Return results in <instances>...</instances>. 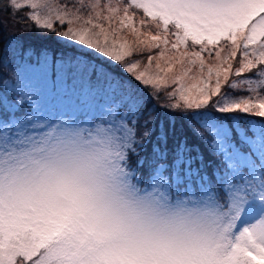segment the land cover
Here are the masks:
<instances>
[{
  "label": "snow or ice",
  "instance_id": "snow-or-ice-1",
  "mask_svg": "<svg viewBox=\"0 0 264 264\" xmlns=\"http://www.w3.org/2000/svg\"><path fill=\"white\" fill-rule=\"evenodd\" d=\"M2 12L0 264H264V0H0ZM17 25L61 50L25 46ZM68 112L102 118L80 130L123 180L145 186L146 169L153 192L218 215V234L133 240L67 186L21 190L15 145L71 125Z\"/></svg>",
  "mask_w": 264,
  "mask_h": 264
},
{
  "label": "clouds",
  "instance_id": "clouds-1",
  "mask_svg": "<svg viewBox=\"0 0 264 264\" xmlns=\"http://www.w3.org/2000/svg\"><path fill=\"white\" fill-rule=\"evenodd\" d=\"M15 148L21 190L67 186L108 229L126 238L192 247L210 241L221 228L219 216L202 203H185L183 197L162 196L150 185L123 180L108 146L80 126L54 124L29 133Z\"/></svg>",
  "mask_w": 264,
  "mask_h": 264
},
{
  "label": "trees",
  "instance_id": "trees-1",
  "mask_svg": "<svg viewBox=\"0 0 264 264\" xmlns=\"http://www.w3.org/2000/svg\"><path fill=\"white\" fill-rule=\"evenodd\" d=\"M24 11L26 12V9ZM22 14L23 13H21V15ZM9 16H10V12H2V13H0V17H2L5 21H8ZM14 31L16 33V37L18 39H21V40H23L25 42V46L32 45L33 47H35L37 49V51H39V49L42 48V47H47V48H49L52 51L53 55L55 56L61 50V45L57 44L54 40H52V41H40V40L35 38L36 37V33L35 32H33L31 34H29L27 32H23L21 30V26L20 25H17L16 29ZM7 34H8V30L5 31V36H7ZM255 119H259V118H255ZM187 135L189 137L190 144L200 145L201 149L203 150V145L200 144L199 140L196 137L192 136L190 131L187 133ZM205 156H206V160L211 159V157H209L207 155L206 151H205ZM139 176H140V180L142 181V183L144 185H149L150 178H149V174H148L146 169L142 168L140 170ZM174 191L175 190L173 189V192Z\"/></svg>",
  "mask_w": 264,
  "mask_h": 264
},
{
  "label": "rangeland",
  "instance_id": "rangeland-1",
  "mask_svg": "<svg viewBox=\"0 0 264 264\" xmlns=\"http://www.w3.org/2000/svg\"><path fill=\"white\" fill-rule=\"evenodd\" d=\"M27 11V9H26ZM11 69H0V81H2V79L5 76H10L11 74ZM12 81L10 80V83ZM4 91V86L2 83H0V93H2ZM19 115V113H18ZM57 116H59V113H57ZM7 116L6 114H4L3 112H0V120L2 119H6ZM65 121H69L72 125H77L80 127H84V128H92L94 126H96L99 121L102 119L101 117H99V115L97 113H76L73 114L71 112L68 113H64L63 117H62ZM175 194V191L173 192Z\"/></svg>",
  "mask_w": 264,
  "mask_h": 264
}]
</instances>
